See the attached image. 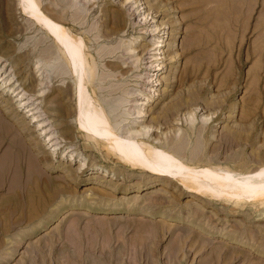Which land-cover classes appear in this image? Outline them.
Here are the masks:
<instances>
[{"label":"rangeland","instance_id":"374dc122","mask_svg":"<svg viewBox=\"0 0 264 264\" xmlns=\"http://www.w3.org/2000/svg\"><path fill=\"white\" fill-rule=\"evenodd\" d=\"M125 1L100 0L88 25L120 11L126 43L137 37L153 48L164 40V58L152 61L163 69L151 70L150 92L134 76L143 70L134 67L140 53L106 63L104 71L116 70L109 85L117 88L114 95L139 88L138 109L146 113L140 119L152 124L148 134L161 144L175 137V145L184 131L186 163L238 180L264 179V0ZM61 3L43 0L42 6L79 29L73 10ZM130 4L139 6L134 24ZM148 24L162 30L160 38L140 34ZM44 27L24 0H0V264H264V202L235 192L243 199L237 202L220 194L221 187L190 190L178 175L120 166L78 129L80 67L72 65L77 73L55 82L67 85L68 95L55 89L45 96L36 54ZM89 44L98 59V45ZM22 87L41 110L57 108L56 96L65 110L54 108L49 124L40 125L45 115L34 113L35 121L17 94ZM171 106L169 121L159 122ZM46 129L58 132L61 146L51 145ZM70 144L76 152L67 151Z\"/></svg>","mask_w":264,"mask_h":264},{"label":"bare ground","instance_id":"6f19581e","mask_svg":"<svg viewBox=\"0 0 264 264\" xmlns=\"http://www.w3.org/2000/svg\"><path fill=\"white\" fill-rule=\"evenodd\" d=\"M24 1L26 2L28 11L46 26L44 27L46 28L44 29V35L39 41L40 48L38 52H36L37 56H39L38 72H40L41 80H43L42 87L45 96H48L52 90L55 89L63 90V92L68 95V86L55 84V82L64 81L65 78H67L65 75L67 73L72 74L74 65L75 67L81 68V73L79 74V97L81 101L79 112L80 117H82L81 121L83 122L78 129L80 131H85L83 132L84 137L88 141L91 140L95 144L104 147L107 155L111 154L116 156L120 166L134 172H140L141 174L148 173L149 176H168L169 174H175L178 175L180 180L184 182L190 190L205 192V189H211L215 192V188L221 187L222 190L220 194H225L224 196H233L237 202L243 201V199L235 195V192L245 194L250 200L260 199L261 202H264V179L255 181L238 180L232 177V175L220 171L218 168L199 170L197 166L186 163L184 160L185 153L183 154V152L187 147V136L184 131L180 133L179 138L177 137L179 143L175 145L172 143V140L176 139L175 137H169L171 139L167 138L166 142L162 144L154 142L151 135L148 134L149 129L147 130L152 124L144 125V120L140 119L144 117L146 113L144 114L138 109V96L142 93L139 88H134V86L129 88V86H127L126 89L120 90L121 92L118 95H114L117 94V88H112V85H109L111 83L110 78L116 76V70L109 69L108 71H104V67H108L106 63H118L119 59L126 62L129 58L136 56V53H140V56H138L136 60L138 65H134V67L136 70L143 67V70H139L134 76L137 79L136 83H139L141 87L144 86V88L141 89H147L151 92L152 90L146 87L152 83L151 75L153 74L151 70L163 69V66L160 65L162 63H158V66L152 67V61L164 58L160 55L164 53L163 49H161V47L165 46L164 40H156L155 44L157 43L158 45L153 48L152 46L150 48L147 43L142 44L141 40H139V42L137 37H132L130 41L126 43L123 36L126 32L125 26L127 25L124 19L120 17V11L114 12L110 18L105 19L101 24H98V20L95 19L92 24L88 25L89 15L94 11L93 5L98 4L100 0H94L93 3H90V0H61V5L57 4L63 10H73L70 17L73 22L79 23V29L69 26L63 18L61 20V18H57L53 14L46 12L42 6L43 0ZM134 2L136 3L137 0ZM123 3L129 4L130 0H126ZM138 9V5L133 7L132 4H130L128 8V17L132 24L136 22L133 21L134 18H131V16L139 13ZM51 11L53 12V9ZM101 12L103 13L104 10L101 9ZM79 19L80 21H77ZM109 24H112L114 28H108ZM149 26L148 24L140 27V34H142V36L147 34L152 37L150 39L151 41L154 36L160 38V32H162V30H157L158 28L152 29L149 28ZM122 32L123 34L121 35L120 33ZM47 38H49L51 42H48ZM91 41L98 45V48H96L97 50L95 49L98 59H96V56L92 53L93 50L91 51L89 48V42ZM114 41L116 45L113 44ZM147 54L150 55L145 57ZM156 54L161 57L157 56V58H152L153 60H147L154 55L156 56ZM109 57L115 58V60L107 59ZM102 61L105 63H102ZM100 62L102 66L99 64ZM4 65L5 64H3V66ZM11 68L13 67H10V69ZM74 72L77 73V69H75ZM10 74L13 75V77L16 76L14 70H12ZM10 74H8V76ZM114 84L116 85V83ZM19 90L17 94L21 93L19 96L25 100L22 101V105L27 103L26 105L29 106L27 110L31 115H34V113H38V116L45 115L43 118H40L43 119L40 125H43L45 121L49 120V111H54L53 109L55 107L51 108L47 106L46 109L41 110V102L33 105L34 101H31L34 94L32 95L31 92L29 93L28 90L26 91L23 87ZM46 97L42 98L43 101H46ZM57 98L58 96L54 99L58 103L57 108L60 109V111H64V105L67 103L59 101ZM143 99L151 101L148 100V98ZM57 108L55 109L57 110ZM171 109L172 106L160 112L157 117L159 122L165 123L169 121L170 118L168 119V117L170 116L169 113ZM56 116L57 115H55V117ZM35 117L34 115L33 118L35 119ZM35 121L37 120L35 119ZM48 124L49 122L45 123L43 126ZM140 126H142V128L138 129ZM46 130L48 133H51V145L55 147L61 146L62 139L60 136L56 135L58 132L51 129ZM179 130L181 129L179 128ZM72 145H69L67 151L74 153L77 147L74 148ZM85 167L87 166L82 168L80 166L78 169L84 170ZM98 167L100 166L98 165ZM68 171L72 174L71 168H69Z\"/></svg>","mask_w":264,"mask_h":264}]
</instances>
